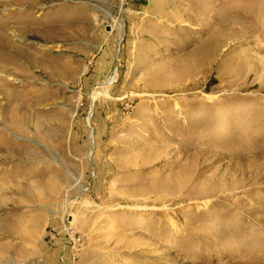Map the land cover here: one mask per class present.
<instances>
[{
  "label": "rangeland",
  "instance_id": "374dc122",
  "mask_svg": "<svg viewBox=\"0 0 264 264\" xmlns=\"http://www.w3.org/2000/svg\"><path fill=\"white\" fill-rule=\"evenodd\" d=\"M4 40L0 264H264V0H0Z\"/></svg>",
  "mask_w": 264,
  "mask_h": 264
},
{
  "label": "bare ground",
  "instance_id": "6f19581e",
  "mask_svg": "<svg viewBox=\"0 0 264 264\" xmlns=\"http://www.w3.org/2000/svg\"><path fill=\"white\" fill-rule=\"evenodd\" d=\"M12 42H13L12 40H6V41L4 40V41H2V43H0V45H2L4 47V49L6 50V53L10 55L9 58L12 57V56H19L21 59H24V60H27V61H32L34 59L31 56H28L29 54L28 53H25V52H23V54L20 52L19 54H21V55H18V53L16 52L17 50L14 48ZM16 65L17 64H15V66ZM8 70L9 69H5V71H8ZM0 73H2V71H0ZM7 86H8L7 85V80L5 79V77H3L2 75H0V92L2 94L1 97L3 99V97L5 96V98L8 100L10 98L8 97V95L6 93ZM94 98H95V96H92L91 97L92 100H94Z\"/></svg>",
  "mask_w": 264,
  "mask_h": 264
},
{
  "label": "built area",
  "instance_id": "2783aa9c",
  "mask_svg": "<svg viewBox=\"0 0 264 264\" xmlns=\"http://www.w3.org/2000/svg\"><path fill=\"white\" fill-rule=\"evenodd\" d=\"M65 234H67V231L65 232Z\"/></svg>",
  "mask_w": 264,
  "mask_h": 264
}]
</instances>
